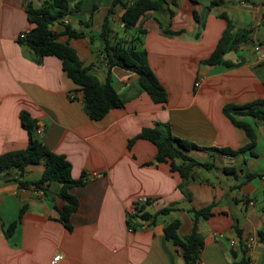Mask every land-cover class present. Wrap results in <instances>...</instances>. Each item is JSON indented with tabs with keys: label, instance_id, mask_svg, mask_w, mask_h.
<instances>
[{
	"label": "crops",
	"instance_id": "1",
	"mask_svg": "<svg viewBox=\"0 0 264 264\" xmlns=\"http://www.w3.org/2000/svg\"><path fill=\"white\" fill-rule=\"evenodd\" d=\"M47 1L0 0V155L27 148L28 133L21 122L25 111L37 121L42 131L37 134L47 148L71 163L72 177L86 174L88 182L70 190L79 207L70 217L72 229H67L59 221L64 206L60 184L41 191L21 187L16 171L0 173V264H52L58 255L62 259L57 264H185L181 249L166 238L165 226L179 220L178 234L184 238L193 229L188 210L207 206H212V216L198 222L204 238L198 264H232L236 225L248 242L250 261L264 264V123L234 116L253 128L252 150L228 156L203 149L239 150L250 143L223 108L264 100V60L254 52L255 44L264 46V0H223L211 9L214 0H165L162 9L141 16L137 28L146 32L148 62L168 94L165 104L154 103L140 90L136 73L110 68L105 61L100 37L113 0H69V12L55 22L53 32L75 49L102 84L109 71L125 100L124 107L99 121L84 111V95L58 58L38 62L20 43V33L34 27L26 6L39 9ZM221 13L236 30L251 31V42L224 57L237 64L234 68L202 64L226 28ZM122 14L115 7L109 16L119 36L124 34ZM66 26L81 37H68ZM166 29L175 34H165ZM156 124L168 125L174 136L197 145L200 149L186 154L212 167H199L195 178L185 182L169 163H154L157 148L152 142L139 139L128 148L130 139ZM44 168L43 163L30 165L23 181L38 180ZM140 197L151 200L144 209L150 215L175 209L159 215L146 230L130 232L127 217L143 206L136 203ZM23 207L20 223L6 237Z\"/></svg>",
	"mask_w": 264,
	"mask_h": 264
},
{
	"label": "trees",
	"instance_id": "2",
	"mask_svg": "<svg viewBox=\"0 0 264 264\" xmlns=\"http://www.w3.org/2000/svg\"><path fill=\"white\" fill-rule=\"evenodd\" d=\"M196 1V0H192ZM223 0H214L210 9L221 5ZM165 0H113L108 15L102 26V54L110 68L119 66L125 70L134 72L138 75V84L142 92L147 93L156 104H165L168 102V94L159 82L156 75L150 68L147 52L144 46V36L146 32L137 28V24L142 15L148 11H158L162 9ZM120 7L123 10L121 22L123 23L122 36H119L113 29L110 15L114 8ZM69 0H48L41 8L34 9L31 4L26 6L28 20L34 25L24 40H20L22 46L30 49L36 60L40 62L44 57L54 56L62 63V68L67 77L74 83L79 91L84 95V111L90 119L102 120L112 109L122 108L125 100L117 93L112 84V77L108 71L105 83L90 71V67L85 66L80 60L77 52L69 44L59 41V35L54 33L52 26L62 16L69 12ZM172 15V12L170 13ZM196 20L198 15L195 12ZM220 18L226 22L219 42L212 54L205 59L202 64L206 66H223L234 68L237 64L225 60V55L236 50L243 44L252 41L251 31L245 29H235L233 21L227 14L221 13ZM66 34L70 38H79L81 34L72 31L66 26ZM165 34L173 35L174 32L166 29ZM223 113L232 123L243 129L250 143L246 148L232 150L228 148H203L208 151H217L223 155H236L244 150H252L256 144V135L253 128L244 122L237 121L235 115H247L255 121L264 123V100H255L244 105H226ZM21 122L23 128L28 133V146L19 151L7 152L0 155V173L4 171H16L20 173L17 182L21 187L35 186L41 191L51 183L60 184L58 197L64 202V206L59 211V221L67 228L72 229L70 217L79 207L76 197L71 195L70 190L73 187L84 186L88 182L86 174H82L80 179L72 177V165L64 155L57 154L47 148L44 142L37 134L39 128L37 121L27 112L21 113ZM144 139L152 142L157 148V154L154 163H169L171 171L180 174L183 181L195 178V171L199 167L211 168V164H202L194 158L188 156L186 151L200 149L197 145L174 136L168 125L156 124L153 128H145L140 134L130 139L128 148L134 143ZM44 164V170L41 177L32 182H24L23 175L30 165ZM226 172L228 169L225 170ZM250 176H248V179ZM182 192L189 198L190 194L180 185ZM149 204V203H147ZM137 207L135 214H129L127 217L128 229L136 231L141 223L139 220H145L148 227L155 224L159 215L170 213L175 208L169 207L161 210L157 215H150L145 212V205ZM26 207L20 211L18 219L7 227L5 235L10 237L17 225L20 223ZM188 212L193 217L192 232L182 238L178 234L180 221L175 220L165 226L164 232L168 240L181 249L185 264H198L200 254L204 247V238L197 231L198 222L208 219L212 216V206L202 209H189ZM236 246L231 249L234 259L232 264H253L247 256L249 250L248 242L242 236V231L236 225L235 228Z\"/></svg>",
	"mask_w": 264,
	"mask_h": 264
},
{
	"label": "built area",
	"instance_id": "3",
	"mask_svg": "<svg viewBox=\"0 0 264 264\" xmlns=\"http://www.w3.org/2000/svg\"><path fill=\"white\" fill-rule=\"evenodd\" d=\"M29 2H27V4H28ZM69 22L66 20L65 21V24H68ZM28 34H29V32H22V33H20V35H19V39L20 40H24L27 36H28ZM254 52L256 53V54H258V56H259V59L260 60H264V46L262 45V44H260V43H257V44H255L254 45ZM199 86V82H197L196 83V87H198ZM42 131H41V129H38L37 130V133L38 134H40ZM20 173H18V175H19ZM151 200L150 199H148V198H146V197H140V198H137V200H136V203H138V204H147V203H149ZM148 228V226H147V224H146V222H144V223H141V226L138 228V230H140V231H144V230H146ZM129 231L130 232H134V230L132 229V228H129ZM233 245L235 246V245H237V243H236V241L235 240H233ZM62 259V256H60V255H58V256H55L54 257V259H53V261H52V264H57L60 260Z\"/></svg>",
	"mask_w": 264,
	"mask_h": 264
},
{
	"label": "water",
	"instance_id": "4",
	"mask_svg": "<svg viewBox=\"0 0 264 264\" xmlns=\"http://www.w3.org/2000/svg\"><path fill=\"white\" fill-rule=\"evenodd\" d=\"M142 222H145V220H141Z\"/></svg>",
	"mask_w": 264,
	"mask_h": 264
}]
</instances>
